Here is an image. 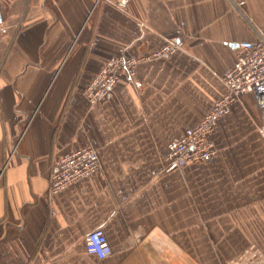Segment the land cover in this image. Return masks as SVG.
I'll list each match as a JSON object with an SVG mask.
<instances>
[{"label": "crops", "instance_id": "1", "mask_svg": "<svg viewBox=\"0 0 264 264\" xmlns=\"http://www.w3.org/2000/svg\"><path fill=\"white\" fill-rule=\"evenodd\" d=\"M0 27V264L264 255V102H232L209 161L169 171L163 161L224 93L236 44L264 29V0H0ZM174 41L179 50L138 63L89 105L84 88L108 58ZM87 144L101 169L50 194L55 161ZM97 227L112 248L102 260L84 247Z\"/></svg>", "mask_w": 264, "mask_h": 264}, {"label": "built area", "instance_id": "2", "mask_svg": "<svg viewBox=\"0 0 264 264\" xmlns=\"http://www.w3.org/2000/svg\"><path fill=\"white\" fill-rule=\"evenodd\" d=\"M130 0H116L119 7H125ZM241 4L244 1L240 2ZM7 29L0 27V33ZM182 47L181 41L169 42L159 49L138 57L118 55L108 58L88 85L84 88V97L89 105H95L110 96L112 88L121 76H132L138 63L149 59L161 58L175 53ZM236 59L220 79L224 93L216 99L203 117L192 127L185 128L167 144L163 157L166 170H179L187 164L204 163L216 153L214 144L208 137L215 130L219 117L226 115L232 102L244 94L256 96L260 106L264 97V29L258 31L252 41H240L236 44ZM101 169L98 150L90 145L78 147L63 155L52 166L49 193L56 194L72 184L92 176ZM84 247L88 254L102 260L112 253L102 228L87 232ZM228 264H264L261 250L252 248Z\"/></svg>", "mask_w": 264, "mask_h": 264}, {"label": "rangeland", "instance_id": "3", "mask_svg": "<svg viewBox=\"0 0 264 264\" xmlns=\"http://www.w3.org/2000/svg\"><path fill=\"white\" fill-rule=\"evenodd\" d=\"M232 261H233V260H232ZM230 262H231V261H230ZM230 262H229V263H230ZM227 264H228V263H227Z\"/></svg>", "mask_w": 264, "mask_h": 264}]
</instances>
